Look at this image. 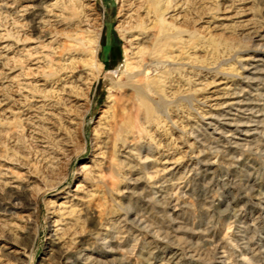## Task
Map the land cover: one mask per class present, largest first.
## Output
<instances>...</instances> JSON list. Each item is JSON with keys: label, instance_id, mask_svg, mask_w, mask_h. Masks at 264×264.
Returning a JSON list of instances; mask_svg holds the SVG:
<instances>
[{"label": "rangeland", "instance_id": "rangeland-1", "mask_svg": "<svg viewBox=\"0 0 264 264\" xmlns=\"http://www.w3.org/2000/svg\"><path fill=\"white\" fill-rule=\"evenodd\" d=\"M168 1L0 0V264H264V0Z\"/></svg>", "mask_w": 264, "mask_h": 264}, {"label": "bare ground", "instance_id": "bare-ground-1", "mask_svg": "<svg viewBox=\"0 0 264 264\" xmlns=\"http://www.w3.org/2000/svg\"><path fill=\"white\" fill-rule=\"evenodd\" d=\"M153 4L154 11L152 12L153 16L158 18V20L164 22L165 16L173 12L171 10L170 2L168 0H148ZM149 13V16L152 15ZM145 23V22H144ZM143 23V24H144ZM98 43L96 42V47ZM68 51H72L71 48L67 49ZM146 53L150 52V49H144ZM144 50L141 51L143 54ZM98 52V49H97ZM260 59H255L254 62H260ZM134 64V63H133ZM171 64V63H170ZM149 71L160 72L165 70L167 63H162L161 61H154L149 64H146ZM143 59L140 58V63L135 65L133 68L135 70H139L136 76H142V72L145 70ZM262 70L256 69L254 71V75L256 78H248L249 82H253L254 80H259L260 75L262 74ZM134 75V74H133ZM132 75V76H133ZM243 91L241 94L234 93L233 95L225 98L219 105L218 108L225 115H222L221 118L211 115L208 117L209 125L215 126L218 122L223 130L216 132L218 135H225L227 132L232 134L234 139L240 144L241 142L248 141L250 138L254 137L257 134V128L254 125L248 123V121H244L252 113V108L255 106L254 101L250 98L251 96H244ZM222 99H217V102ZM230 137H232L230 135Z\"/></svg>", "mask_w": 264, "mask_h": 264}]
</instances>
